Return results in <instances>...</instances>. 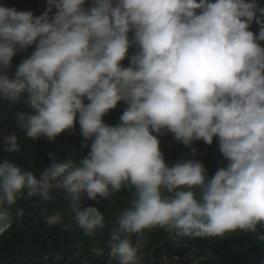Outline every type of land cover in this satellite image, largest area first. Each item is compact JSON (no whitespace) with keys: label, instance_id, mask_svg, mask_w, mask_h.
Returning a JSON list of instances; mask_svg holds the SVG:
<instances>
[{"label":"clouds","instance_id":"obj_1","mask_svg":"<svg viewBox=\"0 0 264 264\" xmlns=\"http://www.w3.org/2000/svg\"><path fill=\"white\" fill-rule=\"evenodd\" d=\"M258 17L264 5L255 0H46L40 15L0 4V101L22 106L12 113L15 130L0 134L9 154L0 160V234L25 192L52 201L56 190L71 220L95 237L105 214L84 201L129 188V206L105 242L110 264H139L144 232L157 227L174 238L239 230L264 240ZM120 102L119 122L107 124ZM77 123L82 158L50 152L38 176L10 158L21 151L19 133L55 141ZM168 133L185 147L215 140L223 162L211 175L202 160L167 162L160 137ZM61 219L55 213L47 222Z\"/></svg>","mask_w":264,"mask_h":264},{"label":"trees","instance_id":"obj_2","mask_svg":"<svg viewBox=\"0 0 264 264\" xmlns=\"http://www.w3.org/2000/svg\"><path fill=\"white\" fill-rule=\"evenodd\" d=\"M264 5V0H255ZM0 4L16 7L19 10H32L36 15L42 14L46 0H0ZM264 19V17H258ZM254 32L258 25L253 24ZM32 49L13 58V65L31 53ZM124 65L128 64L125 60ZM126 105L120 102L110 110L104 121L113 125L119 122ZM21 105H11L0 101V134L10 133L16 128L12 113ZM161 139V150L166 161L173 163L183 158L202 160L211 175L223 162V157L214 140L212 145L195 141L190 147L177 142L168 133ZM83 138L77 123L73 131H65L50 141L46 137L32 139L19 133L22 148L11 154L25 170L39 172L50 163L49 153L54 152L61 160L72 158L78 160L87 154L82 147ZM195 150V154H193ZM9 156L2 150L0 140V160ZM134 190L122 189L109 200L96 201L86 199L85 205H95L105 214L106 227L98 231L95 237L84 235L83 231L68 216V203L63 193L53 190L52 201H42L39 196L21 197L10 209L14 217L12 227L0 234V264H110L106 241L117 214L129 206V199ZM55 213H61L62 219L49 225L47 220ZM68 225V227H65ZM148 244L138 252L139 264H163L164 258L180 256L186 258L184 264H264V240L255 234L242 231L225 233L223 236L199 238H174L162 228L145 230ZM135 240V236H133Z\"/></svg>","mask_w":264,"mask_h":264},{"label":"built area","instance_id":"obj_3","mask_svg":"<svg viewBox=\"0 0 264 264\" xmlns=\"http://www.w3.org/2000/svg\"><path fill=\"white\" fill-rule=\"evenodd\" d=\"M186 261V258L175 256L173 258H164L163 264H184Z\"/></svg>","mask_w":264,"mask_h":264}]
</instances>
